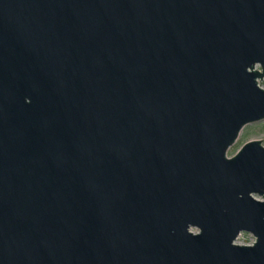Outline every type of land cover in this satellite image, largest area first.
Wrapping results in <instances>:
<instances>
[{
  "label": "water",
  "instance_id": "1",
  "mask_svg": "<svg viewBox=\"0 0 264 264\" xmlns=\"http://www.w3.org/2000/svg\"><path fill=\"white\" fill-rule=\"evenodd\" d=\"M263 78L264 0H0V264H264Z\"/></svg>",
  "mask_w": 264,
  "mask_h": 264
},
{
  "label": "rangeland",
  "instance_id": "2",
  "mask_svg": "<svg viewBox=\"0 0 264 264\" xmlns=\"http://www.w3.org/2000/svg\"><path fill=\"white\" fill-rule=\"evenodd\" d=\"M260 84L264 87V78L260 80ZM251 138H260L264 144V119L247 123L241 130L237 140L228 149V154H233L246 140ZM255 240L253 233L249 231H241L236 242L251 243Z\"/></svg>",
  "mask_w": 264,
  "mask_h": 264
}]
</instances>
